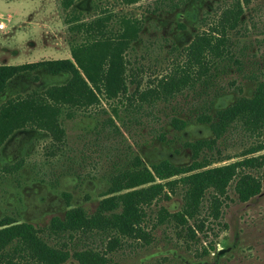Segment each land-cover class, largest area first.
<instances>
[{
	"label": "rangeland",
	"instance_id": "1",
	"mask_svg": "<svg viewBox=\"0 0 264 264\" xmlns=\"http://www.w3.org/2000/svg\"><path fill=\"white\" fill-rule=\"evenodd\" d=\"M62 1L0 0V23L6 27L0 31V114L14 108L21 116L11 119L9 130H0V228L21 223L44 228L74 208L92 215L102 199L158 183L151 165H189L185 144L213 137L200 118L250 98L264 83V0H253L242 5L240 23L227 35L230 59L217 60L193 90L154 107L144 104L143 111L130 115L139 122L126 132L72 60L70 48L83 38L68 30L65 19L87 22L106 11L114 27L122 16L142 21L128 59L131 69L141 68L137 80L144 90L173 71L175 63L182 65L194 37L216 27L237 0H141L129 6L119 0H73L68 11ZM174 118L186 123L181 131L172 128ZM223 137L218 151L232 160L220 165L263 143L237 126ZM182 205L178 189L158 206L175 213ZM204 217L208 229L198 234L197 243L178 240L174 225H164L152 232V244L128 241L113 261L264 264V189L239 202L229 188L219 220L212 221L207 206L201 210ZM101 245L94 237L78 248ZM203 248L207 254L196 257Z\"/></svg>",
	"mask_w": 264,
	"mask_h": 264
},
{
	"label": "trees",
	"instance_id": "2",
	"mask_svg": "<svg viewBox=\"0 0 264 264\" xmlns=\"http://www.w3.org/2000/svg\"><path fill=\"white\" fill-rule=\"evenodd\" d=\"M119 1L129 6L141 0ZM252 1L237 0L223 11L216 27L197 34L184 49L185 62L175 63L173 71L144 90H140L137 80L141 68L131 69L128 59L143 28L142 21L136 18L122 16L116 27L111 25L112 17L106 11L87 22L77 17L65 19L68 30L83 38L71 46V58L127 132L131 124L139 122H133L130 115L143 111L144 104L154 107L158 102L193 90L202 77L210 76L217 60L230 59L227 35L240 23L242 5L248 6ZM72 3L73 0H63L61 5L68 11ZM129 86L134 87L131 93ZM13 109L0 114V130H9L11 119L21 117L19 110ZM121 112L128 120L121 118ZM199 122L209 125L213 137L185 144L191 154L189 165L181 167L168 161L151 165L158 183L102 199L92 215L83 208H74L62 219L52 218L44 228L29 223L0 228V264H64L68 260L77 264H115L113 255L128 241L149 246L154 241L152 232L171 224L176 228L178 240L188 245L197 243L198 234H205L208 229V217L200 218L203 208L207 206L208 216L215 222L220 218L229 188L239 202L249 201L264 189V153L254 156L264 151V83L256 86L250 98L240 97L214 117L206 115ZM171 126L181 131L186 123L174 118ZM236 126L263 143L251 147L237 161L220 165L232 159L220 156L219 142ZM178 189L182 190L183 201L179 211L170 213L158 206L170 200ZM94 237L101 240L99 249L78 248L80 242ZM206 254L203 248L196 257Z\"/></svg>",
	"mask_w": 264,
	"mask_h": 264
},
{
	"label": "built area",
	"instance_id": "3",
	"mask_svg": "<svg viewBox=\"0 0 264 264\" xmlns=\"http://www.w3.org/2000/svg\"><path fill=\"white\" fill-rule=\"evenodd\" d=\"M5 26L2 24V23H0V31H3V30H5Z\"/></svg>",
	"mask_w": 264,
	"mask_h": 264
},
{
	"label": "flooded vegetation",
	"instance_id": "4",
	"mask_svg": "<svg viewBox=\"0 0 264 264\" xmlns=\"http://www.w3.org/2000/svg\"><path fill=\"white\" fill-rule=\"evenodd\" d=\"M169 162V161H168ZM54 218V217H53Z\"/></svg>",
	"mask_w": 264,
	"mask_h": 264
}]
</instances>
